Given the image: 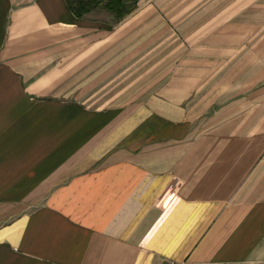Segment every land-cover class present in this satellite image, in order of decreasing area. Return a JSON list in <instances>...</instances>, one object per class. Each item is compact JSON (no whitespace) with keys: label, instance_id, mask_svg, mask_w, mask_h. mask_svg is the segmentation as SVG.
<instances>
[{"label":"crops","instance_id":"obj_1","mask_svg":"<svg viewBox=\"0 0 264 264\" xmlns=\"http://www.w3.org/2000/svg\"><path fill=\"white\" fill-rule=\"evenodd\" d=\"M0 264H264V0H0Z\"/></svg>","mask_w":264,"mask_h":264}]
</instances>
